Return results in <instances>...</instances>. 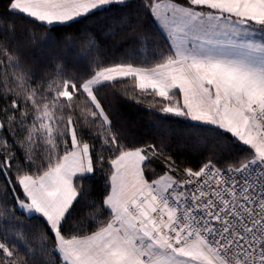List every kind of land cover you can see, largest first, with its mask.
I'll return each instance as SVG.
<instances>
[{
    "label": "snow or ice",
    "instance_id": "obj_1",
    "mask_svg": "<svg viewBox=\"0 0 264 264\" xmlns=\"http://www.w3.org/2000/svg\"><path fill=\"white\" fill-rule=\"evenodd\" d=\"M113 10L104 38L37 40L11 18ZM118 28L131 43L113 59ZM0 75V264H264V0H8ZM118 97L155 109L167 135L207 134V159L181 168L163 138L131 144ZM229 144L244 155L226 159ZM105 166L108 190L89 203L83 181Z\"/></svg>",
    "mask_w": 264,
    "mask_h": 264
},
{
    "label": "trees",
    "instance_id": "obj_2",
    "mask_svg": "<svg viewBox=\"0 0 264 264\" xmlns=\"http://www.w3.org/2000/svg\"><path fill=\"white\" fill-rule=\"evenodd\" d=\"M0 15H8V0H0ZM120 13L113 10L108 12H101L98 15L90 16L81 22H72L70 24L61 26H45L39 23H34L27 17L20 15H13L11 18L15 20L18 28V32L32 31L37 40H41L45 36L58 40L64 34H74L78 31L83 32L86 29L95 30L101 38H104L105 30L114 23V20ZM144 27L151 28V20L144 21ZM126 31H121L119 28L116 30V34L108 39V51L114 53L113 59H119L122 55L121 49L127 47L131 41L126 40ZM26 57L32 63H35L38 67H43V62L40 57L42 52L39 50H32L25 52ZM3 76L0 75V83H3ZM130 87V86H129ZM159 99V98H157ZM3 101H0L2 104ZM113 107L118 117L119 126L122 128L128 141L131 144H142L145 142H156L163 138L170 151V154L174 157L177 164L183 168L190 166L193 169H197L201 162L207 159L211 149L202 148L198 144L199 139H209L205 133L191 134L185 125L182 123H173L171 125V135L163 133L159 129L153 128V122L157 117L152 113L155 109L149 110L146 105H139L135 102L120 99L119 97L113 101ZM246 146L237 144L233 147L231 144L224 150L223 155L226 159L234 160L239 156L244 155L241 149ZM219 156L220 153L217 152ZM153 167L156 168V172L152 174V178L162 174L163 165L154 162ZM109 175L107 166L103 170L97 168L95 175L90 180L83 181L85 193L89 197V203L92 201H100L108 190ZM88 204L81 201L76 207V211L73 213V220L83 216L88 211ZM105 218H107L105 216Z\"/></svg>",
    "mask_w": 264,
    "mask_h": 264
},
{
    "label": "crops",
    "instance_id": "obj_3",
    "mask_svg": "<svg viewBox=\"0 0 264 264\" xmlns=\"http://www.w3.org/2000/svg\"><path fill=\"white\" fill-rule=\"evenodd\" d=\"M64 25H66V24H64ZM45 26H47V25H45ZM53 26H61L60 24H57V25H53ZM257 28H259V26H257Z\"/></svg>",
    "mask_w": 264,
    "mask_h": 264
}]
</instances>
